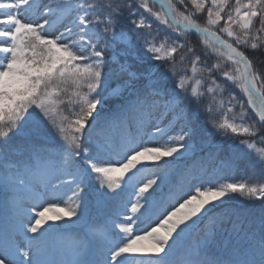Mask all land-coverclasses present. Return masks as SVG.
<instances>
[{
    "label": "snow or ice",
    "instance_id": "snow-or-ice-1",
    "mask_svg": "<svg viewBox=\"0 0 264 264\" xmlns=\"http://www.w3.org/2000/svg\"><path fill=\"white\" fill-rule=\"evenodd\" d=\"M191 5L203 26L173 0H0V264H264V147L226 139L264 144V0ZM189 35L253 125L201 117Z\"/></svg>",
    "mask_w": 264,
    "mask_h": 264
},
{
    "label": "trees",
    "instance_id": "trees-1",
    "mask_svg": "<svg viewBox=\"0 0 264 264\" xmlns=\"http://www.w3.org/2000/svg\"><path fill=\"white\" fill-rule=\"evenodd\" d=\"M211 0H205L206 4H210ZM173 3L177 6L180 11H184L187 8L189 13L195 12L193 6L191 5V0H184L183 3L180 0H173ZM235 4V0H229V5L233 6ZM158 10V9H157ZM194 19L202 26L206 23V13L195 12L193 16ZM166 36H175V33H171L170 30L166 29L163 25L159 26V39H163ZM203 38H197L195 35H189L185 37V43L189 47H195L197 52H207L206 57H202L199 64L195 65V71H193V65L190 62L192 60L191 54L185 52V57L183 62L177 61L176 69L178 74H182L187 77L185 80L186 88L191 92L193 89H196L200 92V108H201V117L202 118H211L212 122H223L225 119L229 121H235L237 123H245L248 125H253V120L249 119L245 113H250L251 110L245 104L244 109L242 110L239 106L238 101L244 102L246 101V96L242 92V90L237 85H232L228 83L225 86V81L221 78L220 72H214V74L210 77L209 72L207 69L213 65L219 64L221 71H227L231 73L233 71V66L229 61H227L226 56L223 52L214 51L211 47H206L203 42ZM171 42V40H169ZM214 43L210 41V44ZM179 55V53L177 54ZM256 66L257 70H259L262 66H264V58L257 57L256 58ZM212 79L216 80V83L220 85L217 89L215 96L212 93L207 91V88L211 86L210 81ZM235 94L236 99H232V95ZM229 105H231L232 110L229 111ZM65 111L71 110L70 105H63ZM211 108V111H206V109ZM258 127V126H256ZM178 131V130H177ZM220 138L219 136L217 137ZM228 143H239L240 140L249 141L257 145V148L264 147L262 144L261 136L257 134L256 136H247V135H236L229 133L228 137L226 138ZM160 141V144L163 145L167 142ZM167 159V158H166ZM141 161L148 162V158L142 157ZM161 163L163 161H160ZM139 167V165H138ZM153 172H156L158 175L160 170L157 169H146L145 172L141 173L140 179L142 181H146ZM118 175H122L123 177H128L131 173H118ZM217 175L224 179H231V180H240L246 177L247 173L245 171H227V170H220L217 172ZM151 191V190H150ZM169 189L166 186L164 188V193H168ZM62 208L52 209V211L47 212L46 218L53 217ZM49 222H53L49 220ZM46 226V225H45ZM75 231V230H74ZM146 243V242H145Z\"/></svg>",
    "mask_w": 264,
    "mask_h": 264
},
{
    "label": "rangeland",
    "instance_id": "rangeland-1",
    "mask_svg": "<svg viewBox=\"0 0 264 264\" xmlns=\"http://www.w3.org/2000/svg\"><path fill=\"white\" fill-rule=\"evenodd\" d=\"M0 18H3V17H0ZM2 27H3V26H0V28H2ZM0 42H2V38H0ZM176 130H177V129H176ZM167 138H168V137H162V138H160V140L162 139V141H166ZM157 142L160 143L159 140H158ZM124 179L126 180L127 177H124ZM56 207H63V204H59L58 206L53 207V209L56 208ZM46 216H47V213H46ZM76 231H78V230H76ZM74 232H75V231H74ZM70 234H75V233H70ZM144 264H147V261H144Z\"/></svg>",
    "mask_w": 264,
    "mask_h": 264
}]
</instances>
